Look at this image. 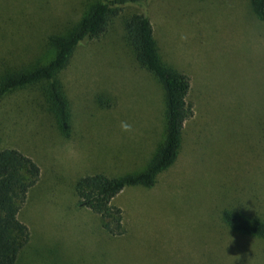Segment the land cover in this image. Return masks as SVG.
Masks as SVG:
<instances>
[{
    "label": "rangeland",
    "instance_id": "1",
    "mask_svg": "<svg viewBox=\"0 0 264 264\" xmlns=\"http://www.w3.org/2000/svg\"><path fill=\"white\" fill-rule=\"evenodd\" d=\"M97 1L0 0V79L54 59L52 37L68 36ZM141 3L113 15L59 72L69 136L46 82L0 98V148L19 149L41 169L21 205L31 238L17 264H264V242L234 233L221 216L231 207L264 218V20L249 0L147 3L162 60L192 78L194 115L156 185L128 186L113 199L122 234L79 204V177L140 171L164 139L163 87L125 33Z\"/></svg>",
    "mask_w": 264,
    "mask_h": 264
},
{
    "label": "trees",
    "instance_id": "2",
    "mask_svg": "<svg viewBox=\"0 0 264 264\" xmlns=\"http://www.w3.org/2000/svg\"><path fill=\"white\" fill-rule=\"evenodd\" d=\"M152 0H98L88 14L66 37H52L57 53L49 63L30 70L8 73L0 79V98L15 89L46 82L47 96L62 133L70 134V106L62 92L58 74L68 64L75 50L87 41L101 36L110 19L127 4L142 2L141 12L129 16L124 23L129 46L137 62L160 81L165 101V134L147 166L121 176L105 173L86 174L74 184L79 204L102 219L103 228L112 235L124 232L123 211L113 199L128 186L153 188L158 176L176 161L183 144L185 123L194 115L189 99L192 78L184 71L164 62L155 39L148 2ZM251 9L264 20V0H249ZM146 2V3H145ZM146 4V5H145ZM231 133H236L232 127ZM40 166L16 148H0V264H17L31 234L19 214L29 191L39 180ZM222 220L234 233L255 237L264 242V218L248 217L227 207Z\"/></svg>",
    "mask_w": 264,
    "mask_h": 264
},
{
    "label": "clouds",
    "instance_id": "3",
    "mask_svg": "<svg viewBox=\"0 0 264 264\" xmlns=\"http://www.w3.org/2000/svg\"><path fill=\"white\" fill-rule=\"evenodd\" d=\"M121 129L123 131H130L131 130V125L130 124H127L125 122H121ZM248 264H249V262H248Z\"/></svg>",
    "mask_w": 264,
    "mask_h": 264
}]
</instances>
